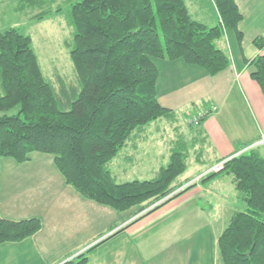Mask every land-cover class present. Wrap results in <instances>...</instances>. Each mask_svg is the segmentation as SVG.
Listing matches in <instances>:
<instances>
[{
    "label": "trees",
    "instance_id": "obj_1",
    "mask_svg": "<svg viewBox=\"0 0 264 264\" xmlns=\"http://www.w3.org/2000/svg\"><path fill=\"white\" fill-rule=\"evenodd\" d=\"M52 1L24 0V5L52 6ZM214 1L221 20L207 25L191 15L185 0H72L68 47L79 83L72 87H56L44 73L30 34L17 25L0 30V158L21 162L33 150L53 153L67 182L118 210L158 201L156 207L193 186L196 181L185 184L180 178L188 165L185 147H175L152 178L117 180L108 163L137 127L171 111L158 98L153 56L183 57L211 74L230 65L229 52L217 41L226 28L242 34L243 12L236 0ZM41 10L38 18L52 12ZM255 43L262 48L264 39L257 36ZM249 62L264 92V54ZM221 172L231 176L245 207L232 212L218 235L217 264H264V154L258 145L248 147L208 176ZM41 225L37 216L0 215V242L21 240ZM92 246L68 254L61 264H92Z\"/></svg>",
    "mask_w": 264,
    "mask_h": 264
},
{
    "label": "crops",
    "instance_id": "obj_2",
    "mask_svg": "<svg viewBox=\"0 0 264 264\" xmlns=\"http://www.w3.org/2000/svg\"><path fill=\"white\" fill-rule=\"evenodd\" d=\"M185 1L191 15L207 25L221 20L214 0ZM236 1L243 12L238 24L242 34L226 28L217 41L231 57L227 68L211 74L183 57L153 56L159 68L158 98L170 108L168 116L177 118L183 109L195 116L198 110L212 108L192 134L201 137L207 155L194 157L188 181L239 146L254 145L264 132V92L251 76L255 66L249 62L264 54V46L255 43L257 36L264 39V0ZM147 125L137 127L114 156L122 155L117 171L111 169L110 159L117 180L155 177L175 147L186 148L182 139L164 141L160 124L154 126L156 134L148 135L153 127ZM54 157L33 150L21 162L9 155L0 158V215L37 216L42 221L32 235L0 242V264H61L68 254L90 245L92 264H217L218 235L242 201L229 174H206L156 207L158 201L118 210L81 194L67 182Z\"/></svg>",
    "mask_w": 264,
    "mask_h": 264
},
{
    "label": "rangeland",
    "instance_id": "obj_3",
    "mask_svg": "<svg viewBox=\"0 0 264 264\" xmlns=\"http://www.w3.org/2000/svg\"><path fill=\"white\" fill-rule=\"evenodd\" d=\"M24 4V0H0V30L10 25H17L23 32L32 36L33 45L38 54L41 67L56 87H60L63 84L67 87H72L73 84L79 85L77 72L68 47V42L72 41L74 33L70 15V3H67L66 0H54L52 1V6ZM58 6L60 7L59 9H57ZM47 8L52 9V12L41 18L36 16V13L42 12L41 9ZM183 110L185 112L179 113L177 118L175 117L176 119L172 118V116L163 115L149 122L147 126L153 127L148 131V135H152L157 132L154 126L160 124L159 131L165 134L164 141L167 143L174 139L185 141L186 149L189 153L187 158L188 165L186 170L180 175V178L185 180L191 173H194L190 164L193 162L194 157L200 153L206 158L207 150L202 143L201 137L197 134L192 135L198 128L197 124L190 123V118L194 113ZM171 124L177 125L176 128L173 129ZM159 140L162 139L160 138ZM258 149L264 154V143L259 145ZM118 157L121 159L122 155L120 154ZM118 157H113L114 159L110 162V167L113 171H117L116 167L120 162L117 161ZM117 177L121 179L123 176L122 174H117ZM201 177L197 181L201 180ZM189 182L191 181L187 183ZM239 204V209L245 207L243 201H239Z\"/></svg>",
    "mask_w": 264,
    "mask_h": 264
},
{
    "label": "built area",
    "instance_id": "obj_4",
    "mask_svg": "<svg viewBox=\"0 0 264 264\" xmlns=\"http://www.w3.org/2000/svg\"><path fill=\"white\" fill-rule=\"evenodd\" d=\"M207 112H208L207 110L197 112V114L195 116H192L190 118V123L197 124L199 122L200 116L203 115L204 113H207ZM263 143H264V132L261 133L259 140L254 145H246L245 147L240 148L238 151H236V153L243 150V149H246L248 147L260 145ZM232 155L224 156L222 159L218 160L215 164H213L210 168H208L204 173H202L200 176H197L196 178H194L191 181H197L201 176H205L206 174H208L210 172H218V171L222 170L224 165H225L226 160L229 159Z\"/></svg>",
    "mask_w": 264,
    "mask_h": 264
}]
</instances>
